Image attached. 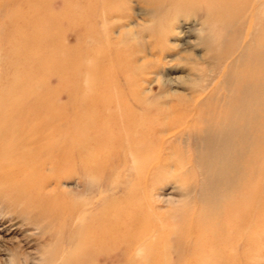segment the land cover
Returning a JSON list of instances; mask_svg holds the SVG:
<instances>
[{"label": "rangeland", "instance_id": "obj_1", "mask_svg": "<svg viewBox=\"0 0 264 264\" xmlns=\"http://www.w3.org/2000/svg\"><path fill=\"white\" fill-rule=\"evenodd\" d=\"M72 1L80 8H91L94 3L92 15L99 24L102 42L95 41L94 48L89 47L97 51L106 49L107 41L115 42L121 55L120 68L129 79L119 84L109 82V90L101 93L78 85L73 79L78 69L73 67L69 73L63 72L64 63L59 56L50 54L41 59L42 47L46 46L45 35L57 43L62 40L60 25L48 28L46 22L50 16L60 18L64 0H0V76L5 81L0 83V89L11 88L18 103H23V97H27L29 105L40 110L33 116L36 125L52 114L49 119L53 117L56 127L61 124L64 130L60 137L92 142L94 156L81 159H94L97 168L84 171L72 165L70 167L78 174L61 184V190L65 191L61 198L81 206L82 212L80 209L75 219L80 226L90 218V204L101 203L105 196L110 198L115 192L113 186L122 179L118 169L109 170L113 154L109 146V105L114 108L125 105L143 114L138 121L154 125L161 138L170 140L164 152L172 163L165 167L167 174L162 176L163 181L158 182L154 192L159 209L165 213L170 203L181 204L184 199L181 192L186 186H196V191H200L204 183L202 173L211 163L219 168L225 164L227 155L237 152L236 148L228 151L220 148L218 135L222 126L228 124L232 109L248 99L244 94L247 86L257 103L252 109L254 153L264 158L262 0H257L255 10L250 11L243 6L247 7L250 0ZM103 25L108 27L107 36ZM80 35L69 30L64 36L65 44L81 42ZM31 38L38 40V47H29ZM251 55L254 56L252 61ZM73 61L77 68L79 62ZM108 62L109 58L106 64ZM113 62L116 61L113 59ZM79 73L82 78L85 76L84 70ZM92 81L90 79L89 83ZM58 114H62V118L55 119ZM205 139L210 143L208 148L207 142H203ZM238 142L240 149L245 150L243 142ZM179 179H183L182 184L177 183L175 187L174 181ZM81 190L84 192L76 195ZM12 219L4 216L0 207V264H12L13 248L18 246L27 252L22 264L25 259L28 264H38L42 258L39 230L22 219ZM49 231L48 237L55 234L53 229ZM253 235V249L258 258L251 263L264 264V229Z\"/></svg>", "mask_w": 264, "mask_h": 264}, {"label": "bare ground", "instance_id": "obj_2", "mask_svg": "<svg viewBox=\"0 0 264 264\" xmlns=\"http://www.w3.org/2000/svg\"><path fill=\"white\" fill-rule=\"evenodd\" d=\"M257 3L250 0L249 7L243 6L255 10ZM93 8L94 3L91 8H80L75 1L64 0L60 18L50 16L46 22L48 28L60 25L62 40L57 43L45 35L41 59L50 54L59 56L64 63L63 72L69 73L73 67L78 69L73 77L78 85L103 93L109 90V82L119 84L129 76L120 68L121 55L115 42L109 40L106 49L91 50L95 41L102 42ZM261 8L264 23V0ZM105 26L102 30L107 36ZM69 30L81 33L78 37L81 42L65 44L64 36ZM29 42V47H38L37 39L31 38ZM261 47L260 60H264V45ZM252 58L253 55L249 59ZM73 59L79 62L77 68ZM83 70L82 78L79 71ZM90 79L93 81L89 83ZM3 81L0 76V83ZM245 89L248 99L232 109L228 124L221 125L218 135L220 148L226 151L236 148L237 152L227 155L225 164L219 168L211 163L202 173L204 183L200 191H196V186H186L181 192L184 198L181 204L170 203L166 213L159 209L154 192L167 174L165 167L172 163L164 152L170 140L161 138L154 125L138 121L143 114L125 105L116 108L109 105V146L113 151L109 170L118 169L122 179L113 186L115 192L112 190L114 194L110 198L105 196L101 203L90 204L91 215L83 226L75 221L80 204L61 198L65 195L61 184L78 174L73 170L75 166L84 171L97 168L94 159H81L94 156L92 142L60 137L64 130L61 124L56 127L53 117L49 119L52 114L36 125L33 116L40 110L29 105L27 97L18 103L11 88L0 89L1 211L6 217L19 218L37 227L41 249L38 250L42 252L38 264H253L252 260L258 258L253 249V234L264 229V158L254 153L252 109L257 103L252 99L251 88ZM261 91L264 95V89ZM58 115L54 118H62V114ZM239 140L245 150L240 149ZM203 142H207V148L210 146L206 139ZM182 180L174 181L175 185L182 184ZM83 192L77 191L76 195ZM53 224L57 226L54 228ZM51 229L55 234L48 237ZM13 252L12 264H22L27 252L19 246ZM24 262L29 263L26 259Z\"/></svg>", "mask_w": 264, "mask_h": 264}]
</instances>
